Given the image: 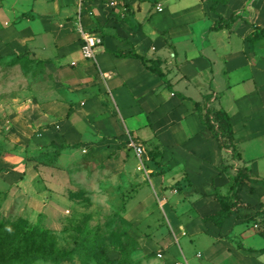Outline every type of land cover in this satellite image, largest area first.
I'll return each mask as SVG.
<instances>
[{"label": "rangeland", "instance_id": "374dc122", "mask_svg": "<svg viewBox=\"0 0 264 264\" xmlns=\"http://www.w3.org/2000/svg\"><path fill=\"white\" fill-rule=\"evenodd\" d=\"M230 1L220 4L221 13ZM256 1L248 0L247 16L257 11ZM210 3L211 0H200L201 10L208 11ZM165 5V0H90L82 7L80 22L99 34L103 44L106 36L131 44L128 38L132 33L121 37L111 31L114 25L127 18L137 32L151 14L159 11L158 7L163 9ZM77 7L78 0L74 16L66 18L76 34ZM46 8L45 1L35 4V0H0V171L25 175L21 184L15 181L1 189L0 222L20 221L25 223L24 231L49 232L54 237V254L47 258L38 255L4 259L1 263L164 264V257L158 259L154 251L162 249L173 257L177 245L173 235L179 237V232L184 231L186 235H180L178 241L191 264H264L259 253L248 255L239 248L258 249L264 245V237L255 224L259 217L254 215L257 208L264 207V178L246 167L241 197L256 208L244 206L222 219L220 204L211 193H220L221 189L213 182L211 191L205 192L209 189H196L185 177L163 176V147L156 135L142 140L136 131L125 126L107 134L82 129L80 135L71 138L69 113L55 112L49 117L37 114L36 104L40 101L69 104L64 90L65 63L49 68L43 61L50 63L52 58L45 59V54L35 51V44L46 48L48 45L45 36L35 35V14L46 12ZM139 10L145 14L142 20L135 18ZM245 20L254 29L253 37L264 36L262 26L254 24L249 16ZM58 42L52 46L59 56L60 49L64 50L73 40L68 36ZM151 47L153 52L144 53L147 63L168 74L169 65L155 56V48ZM110 50L116 55L120 53L113 46ZM132 51L135 52L131 45L127 53ZM173 88L185 91L181 84ZM102 90L106 100H111V91ZM194 91L190 85L186 92L194 98ZM166 92L161 95L166 96ZM83 93L86 92L76 96L81 100L95 97L94 91L91 96ZM76 103L77 107H73ZM70 105L74 118L84 120L89 116L79 99L71 100ZM94 108L90 114L97 121L99 116ZM105 108L103 117L116 115L123 126L114 106ZM129 137L144 150V164L151 170L148 176L136 169L137 159L125 146ZM256 148L250 146L249 153L260 150ZM227 161L234 167L243 166L230 157ZM257 165L264 174V159H259ZM225 180L222 191L230 183L228 176ZM3 252L4 257L11 255L9 250Z\"/></svg>", "mask_w": 264, "mask_h": 264}, {"label": "crops", "instance_id": "0c3cea01", "mask_svg": "<svg viewBox=\"0 0 264 264\" xmlns=\"http://www.w3.org/2000/svg\"><path fill=\"white\" fill-rule=\"evenodd\" d=\"M43 1L47 4V11L35 14V35L45 36L48 45L46 48L35 44V51L45 54V59L52 58L54 63L43 61L49 68H58L65 63L64 90L68 93L65 98L69 104L40 101L36 104L37 114L49 117L55 112L69 113L71 118L67 123L71 138L80 135L82 129L107 134L121 131L125 126L136 131L142 140L156 135L163 147L161 165L164 177H185L196 189L208 188L205 192L211 191L213 182L221 189L220 193L225 194L228 187L226 191L222 189L227 174L221 163L230 157V151L218 148L215 139L201 124L195 107V102L208 95L211 106L223 109L229 115L236 151L240 155L234 160L264 178L257 165L259 159H264V36L253 37L254 29L245 20L249 16L254 24L264 28V2L257 0V11L247 16L248 0H231L229 7H224V13L220 11L221 3L215 13L210 9L211 3L208 11L201 10L200 0H165L168 5L151 14L137 32L132 30V21L127 18L121 24H115L111 30L113 33L121 37L132 33L133 36L128 38L131 44L106 36L105 43L102 38V43L97 46L96 61H93L82 57L73 24L66 20L74 16L76 0H35V4ZM233 12L239 18L229 27L210 28L218 14L228 17ZM144 15L139 10L135 18L142 20ZM68 36L73 44L65 45L58 56L59 51L52 45L55 41L63 42ZM131 45L139 55H144L147 50L153 52V46L154 55L169 65L168 74L161 70L164 77L158 76L150 72L140 59L116 55L110 50L113 46L126 53ZM175 84H181L185 91L175 90ZM190 85L197 92L194 98L186 92ZM105 88L111 91V100H106V95L101 92ZM82 91L88 96L94 91L95 97L81 100L76 95ZM164 91H167L166 96L161 95ZM78 99L89 112L84 120L74 118L72 110L78 103L73 107L70 105L71 100ZM106 105L114 106L123 126L116 115L103 117ZM93 108L99 116L97 121L90 114ZM250 146L260 150L249 153ZM23 176L19 171L1 170L0 191L15 181L21 184ZM12 190L5 199H9ZM181 232L179 237H174L177 245L173 257L162 249L154 251L163 252L164 264H172L179 252L191 264L178 241L180 235H186ZM239 248L248 255L257 252L258 257H264V252L259 251L261 247Z\"/></svg>", "mask_w": 264, "mask_h": 264}, {"label": "trees", "instance_id": "16d2710c", "mask_svg": "<svg viewBox=\"0 0 264 264\" xmlns=\"http://www.w3.org/2000/svg\"><path fill=\"white\" fill-rule=\"evenodd\" d=\"M90 1V0H89ZM226 3L227 0H211L210 9L212 12H217L216 7L219 3ZM239 15L231 13L228 17H223L218 14V19L210 26L211 29H219L229 27ZM120 56L139 58L144 66L158 76L164 77V73L156 66H150L145 55H139L136 52H120ZM210 96H204L201 101L195 102V107L201 124L210 132L215 139L219 149L230 151V159L234 160L240 157L236 151L234 141V131L229 115L220 108H215L210 105ZM222 169L226 172L229 178V186L227 193H213V198L220 204L222 219L228 218L232 212H238L244 206L256 208L253 203L244 202L241 197V186L247 177V168L245 166L234 167L227 159L223 160ZM254 215L259 217L255 224L258 226V232L264 237V209L259 207L255 210ZM24 222H0V264L5 259L17 260L22 256L35 257L38 255L42 258H47L54 254L53 244L54 237L47 231H39L37 229L30 232L24 231ZM49 246V247H48ZM9 250L11 255L4 257L3 251ZM264 252V245L259 249Z\"/></svg>", "mask_w": 264, "mask_h": 264}, {"label": "built area", "instance_id": "2783aa9c", "mask_svg": "<svg viewBox=\"0 0 264 264\" xmlns=\"http://www.w3.org/2000/svg\"><path fill=\"white\" fill-rule=\"evenodd\" d=\"M88 1L89 0H78L77 13H78L79 19L76 22L77 37L79 40V49H80V53L82 57L96 61L95 51H96L97 46L102 43V38L99 34L84 28V26L80 22L82 7ZM158 9L161 10L160 7H158ZM125 145L128 149H130L133 152L134 156L137 159V162H136L137 170H140L145 176H148L150 172L144 164V159H146V156H145V153H144V150L141 144L137 143L135 140L129 137L126 139ZM181 234L183 235L185 234V232L182 231ZM155 256L157 258H162L163 252L156 251ZM172 264H189V262L180 252L179 256L173 261Z\"/></svg>", "mask_w": 264, "mask_h": 264}]
</instances>
